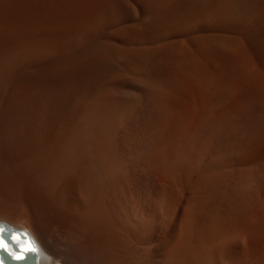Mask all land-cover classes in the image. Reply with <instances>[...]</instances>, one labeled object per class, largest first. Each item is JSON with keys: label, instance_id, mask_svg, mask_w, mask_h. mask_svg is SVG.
I'll return each mask as SVG.
<instances>
[{"label": "bare ground", "instance_id": "1", "mask_svg": "<svg viewBox=\"0 0 264 264\" xmlns=\"http://www.w3.org/2000/svg\"><path fill=\"white\" fill-rule=\"evenodd\" d=\"M144 119L243 151L144 154ZM0 226L33 264H264V0H0Z\"/></svg>", "mask_w": 264, "mask_h": 264}, {"label": "rangeland", "instance_id": "2", "mask_svg": "<svg viewBox=\"0 0 264 264\" xmlns=\"http://www.w3.org/2000/svg\"><path fill=\"white\" fill-rule=\"evenodd\" d=\"M175 114L179 117L182 112L179 110L178 113L176 111ZM145 122L146 120L144 119L140 124L141 127H139L140 139L142 140L140 141L142 146L141 150L142 153L145 151L144 154L155 151L161 155L208 153L233 155L243 151L240 142H236V139H234L227 130L228 127H221L220 124L217 126V124L206 123L200 120L192 124H185V121L179 120L178 122L174 121L166 124L158 123V125L155 124L152 126L149 125L148 122ZM219 131L221 133H219ZM151 132H154V134ZM222 134L224 138L221 137ZM217 135L222 139L220 137L218 138ZM149 140H151V142Z\"/></svg>", "mask_w": 264, "mask_h": 264}, {"label": "snow or ice", "instance_id": "3", "mask_svg": "<svg viewBox=\"0 0 264 264\" xmlns=\"http://www.w3.org/2000/svg\"><path fill=\"white\" fill-rule=\"evenodd\" d=\"M6 229L0 226V252L6 253L10 258L14 259L17 262L24 261L28 258L29 255H35L37 248L32 246L29 247H20L19 251H13L9 244L5 241ZM27 235V233H25ZM11 239V237H9ZM0 264H4V259L0 256Z\"/></svg>", "mask_w": 264, "mask_h": 264}, {"label": "water", "instance_id": "4", "mask_svg": "<svg viewBox=\"0 0 264 264\" xmlns=\"http://www.w3.org/2000/svg\"><path fill=\"white\" fill-rule=\"evenodd\" d=\"M5 229H6V233H11L12 232V229L11 228H7V227H5ZM6 253H4V252H2V256L4 257V258H6ZM35 256H36V253H35V255H29L28 256V258L26 259V260H24V261H20V262H17V261H15V260H13V259H11V258H9V260L6 258V264H33V262H35L36 260V258H35ZM9 262V263H8Z\"/></svg>", "mask_w": 264, "mask_h": 264}]
</instances>
